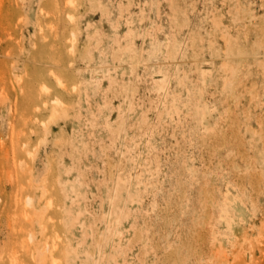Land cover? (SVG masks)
<instances>
[{
    "label": "rangeland",
    "instance_id": "rangeland-1",
    "mask_svg": "<svg viewBox=\"0 0 264 264\" xmlns=\"http://www.w3.org/2000/svg\"><path fill=\"white\" fill-rule=\"evenodd\" d=\"M0 264H264V0H0Z\"/></svg>",
    "mask_w": 264,
    "mask_h": 264
},
{
    "label": "bare ground",
    "instance_id": "bare-ground-1",
    "mask_svg": "<svg viewBox=\"0 0 264 264\" xmlns=\"http://www.w3.org/2000/svg\"><path fill=\"white\" fill-rule=\"evenodd\" d=\"M54 102H57V101H54ZM54 102H53V103H54ZM58 105H59V104H58V102H57V106H54V105H53V106H54V107H58ZM52 112H53V111H52Z\"/></svg>",
    "mask_w": 264,
    "mask_h": 264
}]
</instances>
